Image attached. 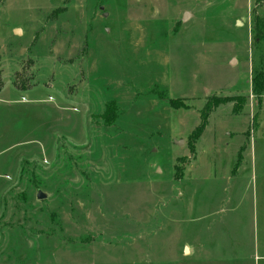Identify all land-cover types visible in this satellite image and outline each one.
<instances>
[{"label":"rangeland","instance_id":"1","mask_svg":"<svg viewBox=\"0 0 264 264\" xmlns=\"http://www.w3.org/2000/svg\"><path fill=\"white\" fill-rule=\"evenodd\" d=\"M256 15L264 0H0V264H264Z\"/></svg>","mask_w":264,"mask_h":264},{"label":"trees","instance_id":"2","mask_svg":"<svg viewBox=\"0 0 264 264\" xmlns=\"http://www.w3.org/2000/svg\"><path fill=\"white\" fill-rule=\"evenodd\" d=\"M252 33L255 40L259 42H264V19L258 17L257 15L252 19ZM251 92L256 97L257 102H259V98L264 95V59L261 60L260 67L258 70L251 71ZM222 102L219 101H209V105L205 106L203 112L200 115V123L199 125L192 131V133L188 136V147L190 151L194 150L196 141L202 135L205 126L207 124L208 115L213 111V109L217 108ZM179 159H177L178 161ZM174 170L178 171L176 165H174Z\"/></svg>","mask_w":264,"mask_h":264},{"label":"water","instance_id":"3","mask_svg":"<svg viewBox=\"0 0 264 264\" xmlns=\"http://www.w3.org/2000/svg\"><path fill=\"white\" fill-rule=\"evenodd\" d=\"M186 18H187V14L184 15L182 21L184 22L186 20ZM236 25L240 26V23L239 22H236ZM14 32L17 33V34H19V31L18 30H15ZM44 198H45V194L41 193V191H38L37 192V195H36V199L42 200ZM187 252H188V250H187V248H185V253L187 254Z\"/></svg>","mask_w":264,"mask_h":264}]
</instances>
